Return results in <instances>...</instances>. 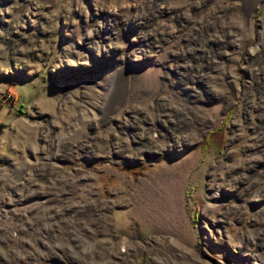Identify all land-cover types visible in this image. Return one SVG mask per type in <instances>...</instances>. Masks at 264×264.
Instances as JSON below:
<instances>
[{
	"label": "rangeland",
	"instance_id": "rangeland-1",
	"mask_svg": "<svg viewBox=\"0 0 264 264\" xmlns=\"http://www.w3.org/2000/svg\"><path fill=\"white\" fill-rule=\"evenodd\" d=\"M0 264H264V0H0Z\"/></svg>",
	"mask_w": 264,
	"mask_h": 264
}]
</instances>
